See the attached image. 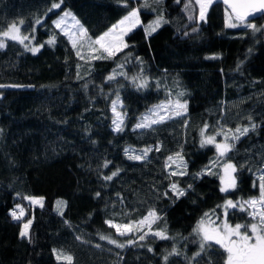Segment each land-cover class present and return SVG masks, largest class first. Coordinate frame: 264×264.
Wrapping results in <instances>:
<instances>
[{
	"label": "trees",
	"instance_id": "trees-1",
	"mask_svg": "<svg viewBox=\"0 0 264 264\" xmlns=\"http://www.w3.org/2000/svg\"><path fill=\"white\" fill-rule=\"evenodd\" d=\"M56 1L0 0V30L19 22L21 34L43 45L33 54L6 40L0 49V83L13 85L0 87V264H67L57 260V253L71 255L73 264H165L163 256L174 246L180 255L170 256L167 264H224L225 254L215 244L195 255L200 239L193 228L205 213L219 220L225 200L259 196L264 17L249 20L261 28L254 32L226 27V9L218 2L201 21L193 0H63L60 9L49 11ZM64 8L92 39L133 8L139 9L140 24L114 58L91 60L87 37L73 48L55 28L52 20ZM161 17L164 22L148 35L145 28ZM53 37L55 43L47 44ZM144 81L146 87L137 86ZM117 97L124 114L121 132L112 126ZM170 100L186 103L187 111L149 128L135 127L143 113ZM205 125V134L218 142L223 141L218 133H227L233 147L212 168L216 174L196 176L218 156L214 145L201 147ZM246 127L244 135L235 131ZM144 149H151L146 158H128ZM176 153L186 162L187 175H169L176 167L166 168L167 158ZM225 162L237 167V185L229 192L220 191L218 174ZM117 170L111 180L104 179ZM174 182L184 196L172 193ZM25 197H42L43 207ZM58 200L65 202L60 210ZM17 205L25 211L20 221L11 216ZM149 211L159 217L152 231L166 230L174 239L149 234L139 241L142 233L118 236L105 223L139 221ZM227 211L230 224L251 222L238 208ZM29 219L30 242L20 232L10 234V224L21 227ZM129 239L136 243L128 244Z\"/></svg>",
	"mask_w": 264,
	"mask_h": 264
},
{
	"label": "snow or ice",
	"instance_id": "snow-or-ice-1",
	"mask_svg": "<svg viewBox=\"0 0 264 264\" xmlns=\"http://www.w3.org/2000/svg\"><path fill=\"white\" fill-rule=\"evenodd\" d=\"M214 3V0H195V4L199 6V19L201 21L205 20L206 13L208 8ZM224 3L228 6L226 10L225 26L228 28H236L240 26H245L247 28L255 31H260L261 28L256 24L249 21V17H254L256 14L264 15V0H224ZM63 4V0L59 2H54L51 4L49 11L60 9ZM127 4V0H125ZM145 6L147 4L145 3ZM187 7V5H186ZM68 17H71L75 25H78L79 39L81 41L87 37V30L80 25L79 20L70 12L65 11L62 16L53 21L55 28L60 29L65 35L69 36V39L72 40L73 48L77 47V39L74 38L76 33L69 35L68 30L64 27ZM192 17L190 16L189 19ZM164 22L162 17L155 20L152 24L145 28V31L148 35H151L152 32H155ZM140 24L139 9L133 8L116 24L112 25L108 31L104 32L102 35L92 39L87 37V43L89 48L88 59H109L114 58L117 53L123 51L124 48L128 47V44L125 42V37L133 31L137 25ZM264 27V26H262ZM196 31V29H193ZM20 28L15 24L10 25L7 31L0 33V49L6 46V40L18 41L20 44H24L26 40H29V36L19 35ZM35 37H31L34 39ZM47 44L52 45L55 43V37L49 39ZM27 48L28 46L25 45ZM43 47V45H40ZM83 47V44H81ZM33 54L39 51V47L28 48ZM76 55L81 60L85 59V56L81 51L77 50ZM79 68V65L77 66ZM122 67V65H119ZM124 75V73H120ZM116 77L115 71L112 75H109L107 79L109 81L114 80ZM140 88L146 87L147 82L144 81L137 85ZM179 95H183L180 93ZM119 104V97L116 100L112 101V112L114 118L112 124L114 126V131L121 132L123 131L124 125V114L117 110ZM187 111L186 103H181L180 100L175 102L169 101L168 103H161L160 105L154 106L150 110V114L144 115L140 122L136 124L137 129L149 128L154 124L162 123L166 118H171V116H180ZM207 125L201 130V147L205 145H214L216 152L218 154L217 159L211 162L210 167L202 169L200 173H196V176L203 174H216L212 172V168L217 164H220L221 158H224L231 151L233 145L229 143V135L227 133H218V135H223V141L218 142L215 136H208L205 134ZM255 127V125H253ZM240 135L246 134L249 129L237 128L235 130ZM232 139H238V136L231 137ZM159 151V147L156 148ZM151 149H144L141 155L131 154L128 155L130 160H141L147 157L148 152ZM125 153H129V149H125ZM175 165L176 170L169 173L171 176H184L187 175V164L183 160V157L180 153H176L174 156H169L165 167L171 168ZM107 167V163L104 165ZM222 172L219 175L221 183V192H229L232 189L236 188L237 181L236 176L234 175L237 172V167L231 162H225L221 165ZM119 170L113 172L112 175L104 177L106 180H111L114 176L118 175ZM256 185H254L255 187ZM191 187V185H189ZM259 196L245 200L243 202H233L232 200H227L224 204V216L225 219L221 223H217L216 220L211 218L209 213H205L204 216L197 222V225L193 228V234L200 238V252H197L195 255L200 256L201 253L205 250L206 247L215 244L225 254L224 264H264V174L259 177ZM170 190L177 197L184 196L186 191L178 187V183H172ZM97 196L100 193L96 194ZM167 195V193H165ZM33 204H38L43 207V198L36 197H25ZM65 204L64 201H57V208L60 210L61 205ZM19 211L13 210L11 216L13 220L20 221L25 215L24 208L17 205ZM239 209L242 212H245L250 218L251 222L247 223H237L235 225L230 224L226 217L228 215V209ZM159 217L155 211H149V213L141 218L139 221H129L124 224L114 223L112 220H106L105 223L114 228L116 235L118 236H128L135 232H140L138 236L139 241H143L146 237L151 234L152 236L159 238L161 240L174 239L169 237L166 233V230L152 231V224L158 220ZM219 219V217H217ZM32 220L29 219L23 223V227L19 233L21 239H29L30 242V226ZM147 228L148 231H144ZM101 240H107L109 244L116 245V247L123 248L125 244L119 243L116 239H113L111 236H100ZM128 244L136 243L135 240L129 239ZM100 247V245H96ZM152 251L151 248L148 249ZM56 250H54L55 252ZM173 255H180L178 249L174 246L172 251L163 256L165 264H167L169 257ZM57 260H64L67 264H73V257L71 255H66L63 253L56 254Z\"/></svg>",
	"mask_w": 264,
	"mask_h": 264
},
{
	"label": "rangeland",
	"instance_id": "rangeland-1",
	"mask_svg": "<svg viewBox=\"0 0 264 264\" xmlns=\"http://www.w3.org/2000/svg\"><path fill=\"white\" fill-rule=\"evenodd\" d=\"M56 2H59V0L56 1ZM53 3H54V2H53ZM65 11H70V10H69L68 8H64V9H62V10H61V11H60V12H59V13L53 18L52 22H53L54 20L58 19L60 16H62L63 13H64ZM130 11H131V10H130ZM127 14H128V13H126L124 16H126ZM124 16H122L120 19H118L114 24H116L118 21H120ZM13 24H15L17 27H19V22H12V23L8 24L5 28L1 29V30H0V33H2L3 31H7V30H8V27H9L10 25H13ZM114 24H112V25H114ZM112 25H111V26H112ZM111 26H110V27H111ZM64 27L68 30L69 35H71V34H73V33H76V36H75L74 38H76L77 41L79 40V33H78V28H79V26L74 24V22L72 21L71 17H68V18H67ZM110 27H109V28H110ZM109 28H107L105 31H103L102 33H100L98 36L102 35V34H103L104 32H106V31H108ZM59 30H60V29H59ZM19 35H21V36H29V37H30V39H29V40H26V41L24 42V44H21L25 49L28 50V48H33V47H39V46H40V44H35V43L32 41L30 35H24V34H21L20 32H19ZM66 36H67L68 39H69V36H68V35H66ZM98 36H97V37H98ZM95 38H96V37H95ZM48 40H49V39H47L46 41H48ZM69 40L72 42L71 39H69ZM16 42H18V41H16ZM18 43H19V42H18ZM25 45H27L28 47L26 48ZM1 86H13V85L8 84V83H0V87H1ZM160 104H161V103H159L158 105H160ZM153 108H154V107H151V108L149 109L148 112L143 113V114L141 115V118H142L144 115L150 114V110H152ZM117 110H118V109H117ZM111 111H112V108H111ZM112 116H113V118H114V114H113V112H112ZM112 120H113V119H112ZM112 126H113V124H112ZM113 128H114V126H113ZM221 172H222V168L220 169V173H221ZM262 174H264V172H262ZM262 174H261V175H262ZM261 175H260V176H261ZM260 176H259V177H260ZM258 185H259V182H258ZM226 201H227V200H225V202H226ZM225 202L222 203V204L220 205L221 216H220V219L216 221L217 223H221V222L225 219V216H224V207H223L224 204H225ZM197 222H198V221H197ZM197 222L195 223L194 227L197 225ZM235 224H237V223H235ZM235 224H232V225H235ZM9 226H10V234H11L12 236H15L18 232L21 231V228L23 227V223L21 224V227H19V225H18L17 223L10 224ZM199 239H200V238H199ZM199 244H200V241H199ZM197 250H198V251L200 250L199 246H198Z\"/></svg>",
	"mask_w": 264,
	"mask_h": 264
},
{
	"label": "water",
	"instance_id": "water-1",
	"mask_svg": "<svg viewBox=\"0 0 264 264\" xmlns=\"http://www.w3.org/2000/svg\"><path fill=\"white\" fill-rule=\"evenodd\" d=\"M193 1H195V0H193ZM217 2L220 3L226 10L228 9V6L224 3V0H214V3H217ZM256 17H264V15L256 14L254 17H249V20L254 19ZM196 18L199 19V6H198V12H197Z\"/></svg>",
	"mask_w": 264,
	"mask_h": 264
}]
</instances>
